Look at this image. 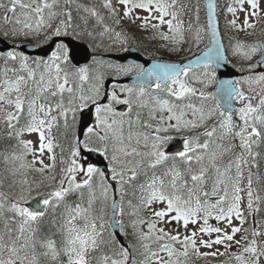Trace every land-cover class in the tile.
Returning a JSON list of instances; mask_svg holds the SVG:
<instances>
[{"label":"rangeland","instance_id":"374dc122","mask_svg":"<svg viewBox=\"0 0 264 264\" xmlns=\"http://www.w3.org/2000/svg\"><path fill=\"white\" fill-rule=\"evenodd\" d=\"M221 8V28L229 59L243 73L238 96L240 122H233L212 98L217 78L211 67L198 75L185 74L152 92L151 97L144 93L148 99L142 103L148 110L142 131H138L137 125L132 127L129 114L118 115L113 106L100 110L93 129L97 134L96 145L110 141L105 149L110 153L109 180L107 174H97L95 166H89L78 154L57 185L53 146L43 124L38 122L40 118H29V126L18 136L25 144V152L2 158L10 164L3 173L4 178H12L7 190L16 198L23 197L16 205L21 216L16 235L10 245L0 244V264H85L82 255L88 248L96 247L94 233L100 230L98 224L106 228L104 221L109 219L107 211L114 199L112 183L120 184L125 175H131L130 169L146 161L162 162L167 158L166 144L175 136L188 138L180 157L197 161L199 154H206L198 158L202 170L198 182H202V187L187 201H180L177 195L171 198L159 190H145L144 213L135 233L146 249L151 246L155 249L149 250L142 261L126 255L125 260L114 258L102 264H264V228L256 227L254 211L250 212L247 206L249 199H257L254 173L250 169L254 159L250 141L264 121L260 110L264 106V72L257 65L264 47V39L261 40L264 33L259 31L260 23L264 22V0H220ZM123 22L132 24L139 32L152 34L158 45L164 46L174 58L186 47L183 30L158 0H0V28L7 26L6 33L1 35L18 48L30 40L46 44L64 32L75 36L89 23L100 28L91 40L96 54L94 61L78 73H61L65 69L63 63L69 60V51L63 43L48 60L28 61L17 49L11 58L18 61L27 78L25 82L20 79L18 75L22 73L10 77L12 74L5 69L0 78V121L6 118L13 125L22 108L32 114L37 112L35 93L32 101L23 97L28 79H39L47 89L56 85L71 92L77 100L71 113L89 100L95 103L101 100L98 90H104V81L98 72L121 69L112 61H105L103 54L124 49L120 33ZM195 34L196 51L207 48L206 27H198ZM119 95L127 104L133 99L127 90ZM110 98L120 101L116 94H110ZM27 102L29 108L25 109ZM92 179H97V186L105 182L100 188L99 205L95 204L99 201L95 198L90 205ZM210 179L209 191L204 187ZM46 186L53 187L50 189L56 196L53 205L60 206L57 218L64 232L60 246L54 240L33 236L31 228L36 217L24 206L30 193ZM78 189L88 193V203L70 206L66 196ZM118 196L123 203L121 188ZM121 207L122 210L124 206ZM124 218L120 217L121 223ZM131 226L126 233L129 238L135 231Z\"/></svg>","mask_w":264,"mask_h":264},{"label":"trees","instance_id":"16d2710c","mask_svg":"<svg viewBox=\"0 0 264 264\" xmlns=\"http://www.w3.org/2000/svg\"><path fill=\"white\" fill-rule=\"evenodd\" d=\"M158 3L169 11L173 21L186 32L197 26L204 25V0H158ZM121 31L128 45L144 49V51H146L151 57H157L160 60L172 58L169 53L162 49L163 47L160 48L158 46V39L156 37H143L138 31L125 23L121 27ZM259 31L264 33V22L260 23ZM1 32L6 31L5 29L3 30L0 28V33ZM98 32L99 28H95L92 24H88L86 29L77 31L75 37L91 46V40ZM261 38V40L264 39L263 36ZM68 65L70 68H73L70 64ZM62 100L67 103L70 99L64 97ZM260 128V144L257 153L258 156H256L255 164L253 165V170L262 172L263 176L261 182L257 184L253 183L256 195H258L256 204L255 201L249 199V203H251L250 205L248 203L247 206L249 207L250 212L254 211L252 218L256 220V224L262 229L264 228V128H262V126ZM62 130L68 132L70 129L67 127V129L62 128ZM4 132L5 130L0 131V240L4 238L6 241H11L15 237V231L20 220V215L12 209V201L15 202L17 199L15 198L13 200L9 193L7 194L4 192L6 185L10 184L12 178H10L11 180L4 178L3 173L9 164L2 161V156L10 153L14 148L18 150L19 143L14 137L5 136ZM69 139L70 138L61 135L56 137V151L58 152L60 164L64 163L67 165L71 156L73 141ZM196 170V164L187 163L186 166H184L183 163H178L174 159L163 164L146 165L137 169L135 177L130 180L132 185L125 184L123 189L125 200L123 202L124 212H122V216L124 215L125 218L121 223L122 229L127 233L128 227L129 229L133 228L131 225L135 227V231H133V235L130 238V250L125 251L119 246L112 235L108 222L106 221V237L102 245L98 246L96 250L91 251V253L87 255V264H101L100 261L103 258L108 257L109 254H115L117 258H122L124 257L125 252H128V254L133 256L137 261L144 260L149 254V250L152 251L154 246L146 249V245L138 240L135 232L137 227H140L143 217L145 190H147V186L151 184H160L162 186L161 190L164 194L170 195L171 198L174 195H177L181 199L180 201H187L190 199V196L195 193L197 188L195 185L196 179H194ZM66 200L69 202L70 206H76L81 203V201H86V194L83 190H75L74 192L67 194ZM123 223H126L127 225H124ZM34 230V236L36 237L45 240H56L57 244L61 241L60 229L49 220L39 222Z\"/></svg>","mask_w":264,"mask_h":264},{"label":"water","instance_id":"95a60500","mask_svg":"<svg viewBox=\"0 0 264 264\" xmlns=\"http://www.w3.org/2000/svg\"><path fill=\"white\" fill-rule=\"evenodd\" d=\"M206 7V23L209 34V46L201 54L184 62H157L149 61L145 55L139 50L131 48L123 55L115 56L116 59L123 63H136L145 66L143 74L130 78L128 80L131 84L151 86L153 83L166 84L169 81L182 76L186 70H198L208 64H212L218 75V86L214 92V97L217 99L223 111L233 114L236 119L235 108L237 106L234 96L238 93L236 80L238 79V72L228 63V55L226 53L223 37L221 35L220 20L218 15L217 0H205ZM59 38L53 39L51 44L45 47L38 48L32 44H25L21 47V51L31 57H44L50 56L51 52L55 49L56 43ZM65 42L70 50V60L74 67L79 68L87 64L91 60V50L88 45L78 42L73 38L61 39ZM13 49V46L0 36V54L8 56ZM259 65L264 64V51L262 57L258 61ZM104 99L103 102H105ZM92 120V114L89 109L83 110L81 113V122L79 128V139L81 140L85 130L88 128ZM185 147V139L178 138L172 140L168 147L167 153L174 155L180 153ZM81 154L93 162L100 170L108 171V163L105 161L104 156L97 151L81 150ZM114 188L116 184H113ZM52 194H40L32 199L28 206L38 212L44 213L46 206L43 202L51 198ZM119 209L120 200L115 196L112 207V214L110 218V226L124 247H128V240L121 232L119 223Z\"/></svg>","mask_w":264,"mask_h":264},{"label":"flooded vegetation","instance_id":"af4514ba","mask_svg":"<svg viewBox=\"0 0 264 264\" xmlns=\"http://www.w3.org/2000/svg\"><path fill=\"white\" fill-rule=\"evenodd\" d=\"M115 63H116L117 66L119 65L118 62H115ZM142 71H143L142 70V67L141 68L138 67V68H135V69H133V68L132 69H129V68L126 69V66H125L122 69H108V70H103V73H100L99 72L98 74L99 75L101 74L103 77L106 78V80L108 79V81H109L108 87L105 86V92L108 91L109 94H116L118 96V99L120 100V104L121 103L122 104H127L124 101H121V100L124 99V97L119 95V93H122L123 88L129 89V90L130 89L145 90V88L127 85L126 83H122V80H125V78H127L129 76H133V75L140 74ZM61 73H72V71H69V72L62 71ZM156 88H157L156 86H153L150 89H156ZM113 104H114V101L112 99H110V102L106 106L109 107V106H112ZM92 105L95 107V112H96V108H97L96 105H94V104H92ZM115 106H116V104H115ZM127 109H128V106H127V108H126L125 111H127ZM133 111H136V112H139L140 111V108L138 106V103H136V102L133 104ZM43 115H45V114H43ZM5 119L3 121H5ZM51 119H52V117L50 118V120ZM94 124H95V122L93 123V125ZM17 125H18V123L15 124V125H13V126H15L14 128H16V129L12 128L11 132H15V133L17 132V130H18V126ZM93 125L91 126V128L85 134V137H84L85 146H86L87 149H97V150L103 152L105 154L107 160L110 161V157L108 156V152L105 150L106 147H104V148H103V146L98 147L96 145V143H95V138H96V135L97 134L95 133V131L93 129ZM2 130H4L3 129V126L0 127V131H2ZM174 157H176V156H174ZM169 158H170V156H167V158L163 159L162 161H164V160L167 161ZM178 159L183 164L186 162V158L185 157H180L179 156ZM97 174H99V172ZM61 179L62 178H60V180ZM107 179L108 180L110 179V175L109 174L107 175ZM92 181H93V185L97 186V184H98L96 182L97 179H92ZM55 183H57V185L60 184L59 181H56ZM55 183H53V186H57V185H55ZM103 184H104V182H102V184L100 186H97V187H99V189H100L101 187H103ZM50 186H49L50 189L53 188V187H50ZM49 206H51L50 203H49ZM101 238H102V236H101Z\"/></svg>","mask_w":264,"mask_h":264}]
</instances>
